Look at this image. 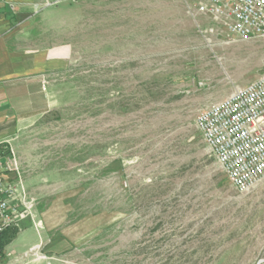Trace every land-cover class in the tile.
Here are the masks:
<instances>
[{
    "label": "rangeland",
    "instance_id": "374dc122",
    "mask_svg": "<svg viewBox=\"0 0 264 264\" xmlns=\"http://www.w3.org/2000/svg\"><path fill=\"white\" fill-rule=\"evenodd\" d=\"M198 2L10 0L8 46L40 61L6 144L33 204L11 234L47 230L62 264H264V180L236 190L194 126L264 76V39L211 32Z\"/></svg>",
    "mask_w": 264,
    "mask_h": 264
},
{
    "label": "built area",
    "instance_id": "2783aa9c",
    "mask_svg": "<svg viewBox=\"0 0 264 264\" xmlns=\"http://www.w3.org/2000/svg\"><path fill=\"white\" fill-rule=\"evenodd\" d=\"M197 13L211 21V32L238 40L264 39V0H199ZM194 126L236 190L248 191L264 180V76L234 87L205 107ZM6 144L0 143V239L20 227L33 205L23 187L19 160ZM16 263L0 253V264Z\"/></svg>",
    "mask_w": 264,
    "mask_h": 264
},
{
    "label": "crops",
    "instance_id": "0c3cea01",
    "mask_svg": "<svg viewBox=\"0 0 264 264\" xmlns=\"http://www.w3.org/2000/svg\"><path fill=\"white\" fill-rule=\"evenodd\" d=\"M10 0H0V143L10 144L16 139V132L28 116L19 111L17 95L22 93L23 79L39 74V55L12 50L8 46L5 31ZM23 224V223H22ZM47 230L21 228L5 246L6 261L16 264H62L59 255L62 247L56 243L47 245ZM40 243L44 246H38ZM58 244V243H57Z\"/></svg>",
    "mask_w": 264,
    "mask_h": 264
},
{
    "label": "trees",
    "instance_id": "16d2710c",
    "mask_svg": "<svg viewBox=\"0 0 264 264\" xmlns=\"http://www.w3.org/2000/svg\"><path fill=\"white\" fill-rule=\"evenodd\" d=\"M13 234H11V231L5 233V235L0 239V253L3 254L5 246L11 241L13 238Z\"/></svg>",
    "mask_w": 264,
    "mask_h": 264
}]
</instances>
